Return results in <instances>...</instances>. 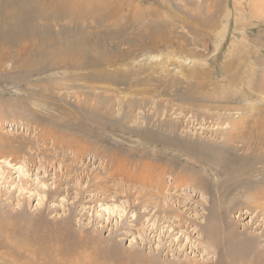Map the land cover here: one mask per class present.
<instances>
[{"label":"rangeland","instance_id":"1","mask_svg":"<svg viewBox=\"0 0 264 264\" xmlns=\"http://www.w3.org/2000/svg\"><path fill=\"white\" fill-rule=\"evenodd\" d=\"M0 264H264V0H0Z\"/></svg>","mask_w":264,"mask_h":264},{"label":"bare ground","instance_id":"2","mask_svg":"<svg viewBox=\"0 0 264 264\" xmlns=\"http://www.w3.org/2000/svg\"><path fill=\"white\" fill-rule=\"evenodd\" d=\"M93 88H94V86H93ZM232 132H228V133H230V134H233V136L231 135L229 138H232L233 140L235 139L236 140V137H238L239 135H242L243 133H241L240 131H233V130H231ZM225 144V143H224ZM236 148H233V150H235ZM245 153V152H244ZM243 156V155H242ZM6 164V163H5ZM156 183H154V185H155ZM158 186V185H157ZM157 188V187H156ZM159 192V191H158ZM156 195V194H155Z\"/></svg>","mask_w":264,"mask_h":264}]
</instances>
